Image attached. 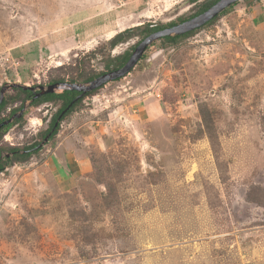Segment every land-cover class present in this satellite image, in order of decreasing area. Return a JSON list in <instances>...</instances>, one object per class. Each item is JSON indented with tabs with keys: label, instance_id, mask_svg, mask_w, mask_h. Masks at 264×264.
<instances>
[{
	"label": "rangeland",
	"instance_id": "1",
	"mask_svg": "<svg viewBox=\"0 0 264 264\" xmlns=\"http://www.w3.org/2000/svg\"><path fill=\"white\" fill-rule=\"evenodd\" d=\"M216 1L0 0V119L24 108L0 158L42 143L62 104L13 84H86ZM9 157L0 264H264V0L152 42L38 152Z\"/></svg>",
	"mask_w": 264,
	"mask_h": 264
},
{
	"label": "water",
	"instance_id": "2",
	"mask_svg": "<svg viewBox=\"0 0 264 264\" xmlns=\"http://www.w3.org/2000/svg\"><path fill=\"white\" fill-rule=\"evenodd\" d=\"M237 1L240 0H218L216 1L212 6H210L207 10L202 12L201 14L186 20L180 24L174 25L172 27L164 28L161 30H158L156 32L150 33L147 35L135 48L134 52L129 56L128 60L124 63V65L116 70H113L111 72H107L105 74H102L92 81L86 83V84H76V83H55L50 84L46 88L40 87L41 91L35 95V98L45 95V94H52L55 93V90L61 89L62 91H74L78 92L79 95L75 98L78 99L81 95H84L85 93L91 92L95 89L101 88L104 84L108 82H112L115 80H118L120 78H123L126 76L136 65V63L140 60L142 54L146 50V48L154 41L170 37V36H180L189 32L194 31L195 29H198L202 26H204L206 23L217 17L222 11H224L229 6L235 4ZM11 87H22L24 89L33 90L31 87L26 86H20L18 84H13ZM10 88L8 87H2L0 89V104L2 103L4 99V93L5 91ZM24 111V108L19 111L18 116L13 115L11 118H9L6 121H3L0 123V128L4 125H7L11 123L15 118H18L22 115ZM48 141V135L44 138L43 142L40 143L35 148H40L45 142Z\"/></svg>",
	"mask_w": 264,
	"mask_h": 264
},
{
	"label": "trees",
	"instance_id": "3",
	"mask_svg": "<svg viewBox=\"0 0 264 264\" xmlns=\"http://www.w3.org/2000/svg\"><path fill=\"white\" fill-rule=\"evenodd\" d=\"M209 7L206 6L204 8H202L200 12H204L205 10H207ZM216 18V17H215ZM214 18V19H215ZM214 19H212L211 21H213ZM210 21V22H211ZM209 23V22H208ZM169 26V25H168ZM165 28V26H160V27H153L150 30H148L149 33L154 32L158 29H162ZM192 32L180 35V36H170V37H165L164 39L166 40H170V41H175L178 40L180 38H184L187 37L191 34ZM128 59V56L125 55L122 57V63L118 66V68L120 66H122L125 61ZM100 75V74H99ZM98 76V75H97ZM93 78H95V76H91L89 78L86 79V81H91ZM63 82V80H61ZM60 82V81H59ZM17 91L21 92L22 94H24V98L30 100L31 99V103L32 104H37V103H46V102H52L55 100H60L61 101V106L59 107V109L56 111V113L51 117L50 122H49V128L43 133V140L44 138L48 135V139H51L56 132L58 131V127H59V123L60 121H62L67 115L71 114L77 107L78 105L81 103V101L89 96V95H94L98 89H95L91 92L85 93L84 95H81L78 99L75 100V96L77 95L76 92L74 91H62L61 93H52V94H45L42 95L36 99H33L32 94H30V90L29 89H24L22 87H16L15 88ZM5 101L3 100L2 103L0 104V111H2L5 107ZM20 109V108H19ZM18 109V110H19ZM15 110H13L14 112ZM12 114V113H11ZM18 119H15L14 121H16ZM0 123H1V119H0ZM56 124V125H55ZM11 126V123L4 125L0 128V134L8 129ZM39 144H33L31 146H28L26 148H24L23 152L21 154L19 153V150L17 149H10V152H14V156L18 155L19 158H27L28 156H30L33 153H36L39 151L40 148H35L36 146H38ZM8 160H10V157H5L4 162L6 163ZM3 162V159L0 158V173L3 171L4 169V165L5 163Z\"/></svg>",
	"mask_w": 264,
	"mask_h": 264
},
{
	"label": "flooded vegetation",
	"instance_id": "4",
	"mask_svg": "<svg viewBox=\"0 0 264 264\" xmlns=\"http://www.w3.org/2000/svg\"><path fill=\"white\" fill-rule=\"evenodd\" d=\"M211 5H213V3H212ZM208 7H210V6H208ZM199 11H200V10H199ZM201 13H202V12H200V13L197 12V13H196L194 16H192L191 18H193V17H195V16H197V15H199V14H201ZM191 18H190V19H191ZM182 22H183V21H181V23H182ZM174 25H177V24H172V25H170V27H172V26H174ZM168 27H169V26H168ZM158 30H159V29H158ZM156 31H157V30H156ZM128 58H129V56H128ZM127 60H128V59H127ZM127 60H126V61H127ZM126 61H125V62H126ZM123 65H124V64H123ZM123 65H122V66H123ZM122 66H120L119 68H121ZM119 68H118V69H119ZM40 91H41V88H33V90H30L29 92H30V94H32L33 99H36V98H35V95L38 94ZM76 93H77V95L75 96V98L79 95L78 92H76ZM39 97H40V96H39ZM37 98H38V97H37ZM30 102H31V99H30ZM19 111H20V110H19ZM13 115L15 116L16 114H15V113H12V114H10V115L7 116V117L1 118V123H2L3 121L8 120V119L11 118ZM15 119H17V118H15ZM55 125H56V124H55ZM48 128H49V127H48ZM48 128H47V129H48ZM22 152H23V151H21V153H22ZM13 153H14V152H11V153L7 154L6 157H9L10 155L13 156V155H14ZM21 153L19 152L18 154H21ZM8 155H9V156H8Z\"/></svg>",
	"mask_w": 264,
	"mask_h": 264
},
{
	"label": "bare ground",
	"instance_id": "5",
	"mask_svg": "<svg viewBox=\"0 0 264 264\" xmlns=\"http://www.w3.org/2000/svg\"><path fill=\"white\" fill-rule=\"evenodd\" d=\"M110 34V33H109ZM113 35H110L109 38H112Z\"/></svg>",
	"mask_w": 264,
	"mask_h": 264
}]
</instances>
